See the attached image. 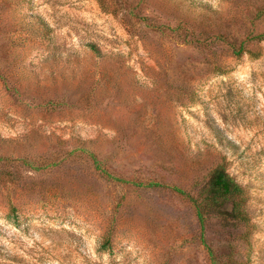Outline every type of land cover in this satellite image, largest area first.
I'll return each instance as SVG.
<instances>
[{"label": "rangeland", "instance_id": "rangeland-1", "mask_svg": "<svg viewBox=\"0 0 264 264\" xmlns=\"http://www.w3.org/2000/svg\"><path fill=\"white\" fill-rule=\"evenodd\" d=\"M257 35L264 0H0V264H264ZM220 164L253 228L211 216L214 262L175 188Z\"/></svg>", "mask_w": 264, "mask_h": 264}, {"label": "trees", "instance_id": "trees-1", "mask_svg": "<svg viewBox=\"0 0 264 264\" xmlns=\"http://www.w3.org/2000/svg\"><path fill=\"white\" fill-rule=\"evenodd\" d=\"M251 41H263L264 35H257L250 39ZM92 51L99 54V50L93 44L90 45ZM235 56L240 58L244 53H247L252 57V59H258L259 54L254 52H249L245 50V47L241 45L240 47H234ZM96 164H100L99 161L94 157ZM124 183H129L122 179H117ZM138 187H161L159 183H149L147 185L142 183L134 182ZM175 190L189 199L195 206L196 216L198 218L202 235L201 241L212 260L215 262V254L213 249L209 246L207 239L205 238V230L207 221L211 216H214L225 223H231L234 225H244L248 228H253L250 213L247 209L248 204V194L238 182H236L227 172L225 166L220 164L215 167L209 177L207 182L201 187L197 197H192L185 191L175 188ZM16 213V208H12V218L14 219ZM15 222V220H13ZM17 225V224H16ZM247 237V236H246ZM248 239V237H247ZM103 251L111 250V239L108 238L102 244Z\"/></svg>", "mask_w": 264, "mask_h": 264}]
</instances>
